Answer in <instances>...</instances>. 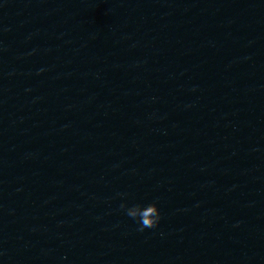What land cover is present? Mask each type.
<instances>
[{"label":"water","instance_id":"95a60500","mask_svg":"<svg viewBox=\"0 0 264 264\" xmlns=\"http://www.w3.org/2000/svg\"><path fill=\"white\" fill-rule=\"evenodd\" d=\"M0 264H264V0H0Z\"/></svg>","mask_w":264,"mask_h":264},{"label":"clouds","instance_id":"9594fccd","mask_svg":"<svg viewBox=\"0 0 264 264\" xmlns=\"http://www.w3.org/2000/svg\"><path fill=\"white\" fill-rule=\"evenodd\" d=\"M120 207L123 209L125 205L121 204ZM126 214L133 219H138L141 231L145 228H155L161 219L160 209L155 202L145 206L136 204L127 207Z\"/></svg>","mask_w":264,"mask_h":264}]
</instances>
